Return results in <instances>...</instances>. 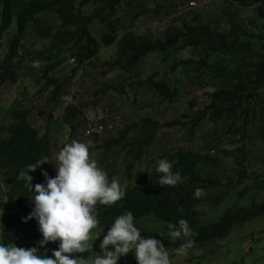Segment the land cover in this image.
<instances>
[{
  "label": "trees",
  "instance_id": "16d2710c",
  "mask_svg": "<svg viewBox=\"0 0 264 264\" xmlns=\"http://www.w3.org/2000/svg\"><path fill=\"white\" fill-rule=\"evenodd\" d=\"M194 5L195 0H0V95L6 87L21 88L15 108L5 114L6 125L0 123V193L5 196L0 242L27 249L40 239L35 220L21 222L32 201L16 177L41 156L50 161L56 140L75 139L89 104H69L58 121L53 118L64 102L61 97L68 96V82L85 67L100 68L99 76L118 71L100 84L95 97L128 98L133 91L138 92L131 94L135 102L145 92L157 103H176L184 95L181 114L162 126L197 138L191 147H165L153 155L147 151L156 143L157 120L146 116L121 126L103 149L121 144L131 158L107 176L124 186V197L98 206L99 223L92 232H106L126 211L134 221L152 215L166 229L167 223L184 219L193 247L264 217V0H212L186 13ZM241 10H250L252 17ZM110 47L113 56L97 64L101 50ZM67 61L75 66L59 81L55 74ZM96 106L93 100L91 107ZM44 107L48 118L36 125ZM83 124H89L86 118ZM135 128L139 135L126 143ZM161 158L180 173L175 186L159 185L155 167ZM46 165L28 173L32 184L41 183ZM197 188L203 197H194ZM134 226L174 252L185 239L173 241L168 229L161 235ZM56 246L46 243L40 251L51 257ZM89 248L74 255L87 257L93 253Z\"/></svg>",
  "mask_w": 264,
  "mask_h": 264
},
{
  "label": "clouds",
  "instance_id": "9594fccd",
  "mask_svg": "<svg viewBox=\"0 0 264 264\" xmlns=\"http://www.w3.org/2000/svg\"><path fill=\"white\" fill-rule=\"evenodd\" d=\"M61 99L67 103L71 98L63 96ZM90 128L84 131L85 135L93 131ZM88 149L87 144L77 140L65 143L55 154V175L50 178L46 171L41 170L43 183L32 184L28 173L41 164L49 163L46 156L25 165L18 172L16 178L23 181L32 201L30 212L21 222L35 220L40 239L27 249L0 242V264H82L83 257L74 254L90 251L88 242L93 235L92 230L97 229L99 223L98 206L121 200L125 191L115 177L109 181L106 173L90 158ZM172 167V162L166 158L156 162L159 185L175 186L181 180L180 173L173 172ZM203 195L202 189L194 190L195 198ZM167 229L168 237L173 241L185 238L178 252L191 248V228L186 220L179 219L175 224L169 222ZM51 242H57V246L48 257L40 249ZM98 247L103 254L95 255L91 264H117L130 252L136 264H171L166 247L159 239L141 236L140 230L134 226L132 213L128 211L108 225Z\"/></svg>",
  "mask_w": 264,
  "mask_h": 264
},
{
  "label": "rangeland",
  "instance_id": "374dc122",
  "mask_svg": "<svg viewBox=\"0 0 264 264\" xmlns=\"http://www.w3.org/2000/svg\"><path fill=\"white\" fill-rule=\"evenodd\" d=\"M210 2H212V0H195V8L193 7L194 10H188L186 13H192L196 9H204L206 6L205 4H209ZM217 4L218 3L215 2V5ZM241 13L245 17H252L250 10H241ZM156 34H160V32ZM113 54V47L101 50L98 55L100 60L98 59L97 64L101 63V61L109 60ZM74 66L75 64L67 61L62 66L63 71L57 72L55 76L59 81L64 77L68 78L70 76V70ZM28 68L37 71V67L34 64H30ZM100 72L101 69L98 67L94 69H88L85 67L77 70L76 74H74L70 82H68L69 85L66 89L68 91V96L71 99L67 103H62L59 107V113L54 115L53 120L55 119L58 121L63 113V109L68 107L69 104L78 107L89 104L90 107L84 108L82 111L83 117L79 118L81 125L78 128L74 140L83 142L89 146L88 150L90 158L95 160L97 166L101 168L107 176L112 174L114 169L120 168V163H125L126 160L128 161L126 163H129L131 158L126 155V149H123V145L121 144H119L118 147L104 150L103 145L105 141L115 136V134L120 131L121 126H130L131 123H139L140 120L144 119L146 116L157 120L160 125L158 136L155 139L156 143L153 142L147 151L148 153L150 152V154L155 155L156 153L161 152V148L165 147H191L192 144L197 141V138H195L193 134H190L191 136H189L182 133L179 128L168 129L167 127L162 126L163 123L171 121L181 114L187 97L182 95L176 103H157L155 100L156 97L145 92H142L135 102L131 97V94L134 96L135 94H138V92L133 94V91L128 93V98L112 93L106 94L103 97H95L93 96V92L98 89L100 84L108 82L109 79L118 75V71L116 70L106 76H99ZM139 77H144V72ZM19 89H21L20 85L6 87L0 95V119H3L0 123L3 122L4 125L7 123V115L5 114L8 113L13 106L15 108V102L19 96ZM199 94H202V92L198 93V95ZM93 100L97 102L95 108L91 107ZM47 118V113L44 107V110L41 111L35 124L43 125L42 123L46 121ZM84 118H86L89 123L85 125V128H83ZM53 120L50 119L49 124L51 131L54 128L53 124H55V120ZM59 126H64L62 121L59 123ZM89 126L91 127L90 130L93 131L89 135L83 134ZM97 127L101 128L97 129ZM139 133L138 128L132 130L126 143L136 138ZM200 133L204 134V131H201ZM64 140V138L56 140V144L53 148V156L44 168V171L47 172L50 178L55 175V154L60 150L61 146L65 144ZM213 172L216 173L215 171ZM41 183H43V177ZM4 201L5 196L3 192H1L0 209ZM134 223L140 228L157 234L163 235L167 232L165 225L155 220L152 215H146L136 219ZM92 233L93 235L90 236L88 243L93 249V253L84 257L82 264H91V260L95 255L103 254L98 245L100 239L105 233L104 228ZM16 247H21V243L16 245ZM166 249L170 253L171 264H186V262L189 264H264V217L256 218L242 227H235L226 238L215 241L211 244L206 243L203 245H196L185 250L183 253L178 251L174 252V249L167 247ZM130 262H135L134 256L131 252L121 257L117 264H129Z\"/></svg>",
  "mask_w": 264,
  "mask_h": 264
}]
</instances>
